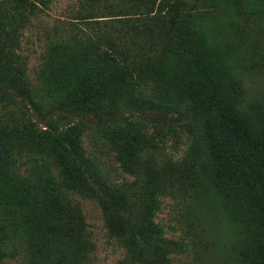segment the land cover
<instances>
[{
    "label": "trees",
    "instance_id": "obj_1",
    "mask_svg": "<svg viewBox=\"0 0 264 264\" xmlns=\"http://www.w3.org/2000/svg\"><path fill=\"white\" fill-rule=\"evenodd\" d=\"M53 1L0 0V264L12 238L27 264H88L93 243L75 195L99 206L123 248L119 264H171L170 255L183 250L155 219L176 168L142 160L151 144L145 126L114 121L126 109L190 116L196 130L188 160L203 162L222 205H235L240 263L264 264V125L238 111L233 90L243 83L208 24L213 11L250 13L262 1L76 0L73 20L61 21L66 33L49 41L33 82L17 43ZM27 104L42 115L41 126ZM88 113L113 118L103 136L131 180L109 182L87 154L76 118Z\"/></svg>",
    "mask_w": 264,
    "mask_h": 264
},
{
    "label": "rangeland",
    "instance_id": "obj_2",
    "mask_svg": "<svg viewBox=\"0 0 264 264\" xmlns=\"http://www.w3.org/2000/svg\"><path fill=\"white\" fill-rule=\"evenodd\" d=\"M261 1V5L253 6L250 13L241 12L234 16L220 17L219 12L213 11L208 24L214 44L218 45L222 55L229 56L234 61L232 68L239 76L238 81L243 83L241 89L236 87L233 90L234 100L239 106L238 111H247L257 124L263 126L264 0ZM77 8L76 0H54L42 12L32 17L23 28L17 51L25 56L26 72L33 82L42 61L41 54L47 50L51 39L57 42L56 37L60 33H66L61 31L60 23L63 21L65 25L64 22L73 20ZM104 14L107 15V11ZM61 45L63 44L57 43V47ZM66 49L69 54H73V51ZM27 106L32 118L41 126L42 115L34 112L30 104ZM52 115L54 118L58 117ZM115 117V122L128 120L145 126V133L151 144L143 151L142 160L159 168H176V176L172 181L174 185L169 188L171 193L161 198V208L155 216L156 221L162 225L165 236L183 244L182 251L170 255L171 264H241L240 248L237 247V237L240 236L238 230L241 228L230 213L235 205L230 201L222 205L207 182L203 162L197 157L192 161L188 160V154L193 153V131L196 130L191 125L193 123L190 116L164 114L147 109H126ZM76 120L84 124V148L95 159L102 176L113 183L131 180L132 177L120 170L114 153L103 136L113 118H102L99 114L88 113ZM202 146L199 143V147ZM197 150L201 152L200 149ZM194 152L195 155L198 154L197 151ZM31 163L33 161L28 159L22 164L21 171L24 174L28 175ZM73 198L81 207L86 230L93 243L88 264H119L123 248L109 235L99 206L90 199L77 195ZM4 220L7 226L12 223L13 217L6 214ZM5 248L9 256L4 258V264L28 263L17 239L12 238Z\"/></svg>",
    "mask_w": 264,
    "mask_h": 264
}]
</instances>
